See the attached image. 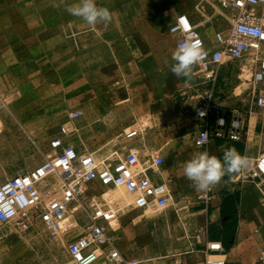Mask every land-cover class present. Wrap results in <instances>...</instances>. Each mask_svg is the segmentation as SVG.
Instances as JSON below:
<instances>
[{"label":"crops","instance_id":"0c3cea01","mask_svg":"<svg viewBox=\"0 0 264 264\" xmlns=\"http://www.w3.org/2000/svg\"><path fill=\"white\" fill-rule=\"evenodd\" d=\"M77 2L78 0H0V10L5 9L0 15L5 17L9 13L10 17L9 10L12 7L17 9L20 5L25 8V22L33 32L29 36L41 31L42 38H63L66 33L64 17L67 8ZM105 5L109 6L107 9H111L113 16L120 18L121 23H129L132 17L136 27L127 33L126 38L142 40L138 46L141 50L137 51L149 53L138 59L142 63L136 70L137 87L131 90L129 81L133 75L128 72L117 76L119 79L112 84L111 89L103 91L107 108L114 111L96 106L91 114L85 108H75L68 113V117L74 112L81 114L72 119L74 124L69 127L72 135L69 134L65 139L80 152L88 151L86 145L98 147L99 150L105 148V154L115 150L113 142L118 135L115 133L124 130L123 127L129 124V119L120 116L117 111L133 103L135 91L137 119L150 120L152 123L148 127V136L151 132L155 136L161 131L177 132V137L168 140L172 141L171 150L160 148L161 133L157 137V140L160 139L159 143L154 142L142 149L144 158L150 154L163 157L161 172L150 171V175L155 181L165 180L169 184L173 191L172 204L158 215L148 216L145 220L141 217L148 210L139 209L135 213L139 216L135 217L134 214L123 219V224L120 218V226L113 232L119 248L127 257L136 258L139 264H192L205 258L203 250L206 247L205 241L209 240L222 245L227 264H263L260 257L264 249V175L258 172L256 161L264 151V117L253 112L247 91L239 93L236 90L238 84L233 72L237 67L229 66L218 84L219 100L225 105L243 109L247 120L246 137L241 141L213 137L206 147H198L194 138L201 126L195 115L199 103L196 86L200 80L193 74L190 78L177 77L171 71V65L175 63L172 53L177 48V37L170 33L169 27L180 14H187L209 41L212 38L205 34L206 27L213 26L215 30L226 28L229 26L224 25L227 20L221 15H214L210 6L208 11L199 14L195 3L183 4L178 0H106ZM27 9L29 10L26 11ZM16 12L15 10V14ZM55 15L58 16L57 34H44L51 29L50 24L53 19L55 21ZM69 20H73L74 24L77 22L75 18ZM9 22L14 24L15 20L10 17ZM78 33L73 31L72 34ZM65 51L41 50L40 57L47 60L49 70L57 67L60 76V69L66 65ZM75 135L77 139L69 140ZM145 139L146 133L143 135V140ZM232 147L248 160V166L226 174L219 183L213 185L215 193L209 203L200 200L198 196L204 190H197L185 177V162L200 152L222 157L224 151ZM16 242H19V249L2 254L3 257L13 255L17 259H23L25 264H35L34 259L43 262L57 260L55 264H58V259L52 252L53 245H50L49 253L35 254L34 245L39 242L38 238L28 235ZM69 257L70 254L67 253V258ZM64 260L68 259L65 257ZM95 264L107 263L100 260Z\"/></svg>","mask_w":264,"mask_h":264},{"label":"built area","instance_id":"2783aa9c","mask_svg":"<svg viewBox=\"0 0 264 264\" xmlns=\"http://www.w3.org/2000/svg\"><path fill=\"white\" fill-rule=\"evenodd\" d=\"M204 1L214 15L229 22L228 27L215 31L212 40L185 13L169 27L170 33L177 37V46L188 41L204 52L197 63L200 81L196 86L199 103L195 115L201 126L194 142L198 147H206L213 137L226 141L246 137L243 109L219 100L218 84L229 66L238 70L241 83L236 90L247 91L253 112L264 117V0ZM242 82L248 84L243 90ZM80 114L71 113L69 118ZM143 133L139 126L125 131L124 138L136 139ZM69 134L71 130L65 123L52 138V151L44 161L27 172L0 181V222L19 233L36 230L54 240L68 234V252L75 264H95L100 260L107 264H139L136 258L122 252L113 235L120 226L118 210L107 205V198L90 189L96 182L104 186L122 185L134 196V208L166 209L172 204L173 191L165 180L155 181L150 175V171L161 172L163 157L150 154L144 158L143 154L130 150L116 161L110 157L99 159L95 152H80L67 142L65 137ZM256 168L264 175V151L257 158ZM214 193L212 186L198 198L209 203ZM205 245V258L192 264H227L220 243L206 240ZM260 261L264 264V249Z\"/></svg>","mask_w":264,"mask_h":264},{"label":"rangeland","instance_id":"374dc122","mask_svg":"<svg viewBox=\"0 0 264 264\" xmlns=\"http://www.w3.org/2000/svg\"><path fill=\"white\" fill-rule=\"evenodd\" d=\"M105 1L96 0V3L99 7L109 8L106 7ZM178 2L195 3V9L199 14L210 9L204 0H178ZM23 10L25 11V8L20 5L17 9L12 7L9 10L10 17L15 20L14 24L9 22V13L5 17L0 15V181L27 172L44 161L47 154L52 151L51 140L60 133L61 126L67 123L68 127H72L74 124L68 117L71 110L85 108L91 114L94 107L100 106L108 111H114L107 108L103 91L111 89L112 84L119 79L117 76L128 72L133 75L129 81L131 90L137 87L136 70L142 63L138 59L148 56L149 53L137 51L141 50L138 46L142 40L126 38L127 33L136 27L132 17L129 23H121L120 18L111 13V22H99L92 26L81 17L73 16L67 11L64 17L65 37L42 38L41 31L29 36L33 32L31 33L29 25L25 22L26 16ZM3 11L4 8L0 13ZM54 17L55 21L53 19L50 24L51 29L44 34H57L58 16ZM73 18L77 20L75 24L73 20H69ZM224 25L228 26L229 22L226 21ZM73 31L79 33L73 35ZM215 31L213 26L208 25L205 34L213 39ZM41 50H66V65L60 69V76L57 67L49 70L47 60H42L40 57ZM192 74L200 80L197 63L193 65ZM233 74L237 84L241 83L237 78L238 70L234 69ZM62 78L64 81H61ZM246 87L248 84L244 82L241 89ZM133 93L135 94L133 103L127 104L117 112L120 116L129 119V124L123 127L124 130L140 126L144 129V133L139 138L126 139L124 138L126 130L117 131L115 134L118 135L113 142L116 149L108 154L103 152L105 148L99 150L98 147L86 145L85 148L95 152L99 159L110 157V160L116 161L130 150L133 153L143 154L142 149L145 146L160 142V139L157 140L160 133V148L166 151L173 149L172 141L168 142V140L177 137V132L161 131L157 132L156 136L151 132L148 136V127L152 123L150 120L137 119V92ZM145 133L146 139L143 140ZM74 139H77L76 135L69 138L71 141ZM90 192L109 200L107 205L118 210L121 224L123 219L132 217L138 211L134 208V196L122 185L104 186L96 182ZM160 211L152 208L141 218L145 220L148 216L158 215ZM137 216L139 215L135 214V217ZM28 235L39 239L34 245L35 254L39 252L47 254L51 249L50 245H53L52 252L57 257L58 264L61 262L75 264L71 256L67 258L70 237L68 234L50 241L46 239L45 234L36 230L19 233L12 226L1 222L0 264H25L23 259H17L13 255L3 257L2 254L6 255L10 251L19 249V242L16 241ZM65 257L68 260H64ZM42 262L34 259L35 264ZM56 262L57 260L43 263Z\"/></svg>","mask_w":264,"mask_h":264},{"label":"clouds","instance_id":"9594fccd","mask_svg":"<svg viewBox=\"0 0 264 264\" xmlns=\"http://www.w3.org/2000/svg\"><path fill=\"white\" fill-rule=\"evenodd\" d=\"M67 11L77 17H81L89 25L95 26L99 22H111V11L99 7L96 0H78L70 5ZM204 56L199 45L185 41L178 44L172 53L171 71L177 77H191L193 65ZM248 160L234 147L227 148L223 156L211 155L208 152H200L184 164V175L192 182L197 190H207L219 183L226 174L239 171L247 167Z\"/></svg>","mask_w":264,"mask_h":264}]
</instances>
